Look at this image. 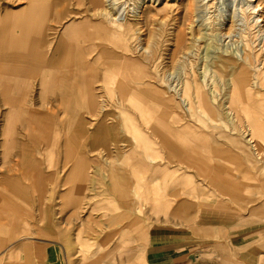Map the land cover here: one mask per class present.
I'll use <instances>...</instances> for the list:
<instances>
[{
  "label": "rangeland",
  "instance_id": "rangeland-1",
  "mask_svg": "<svg viewBox=\"0 0 264 264\" xmlns=\"http://www.w3.org/2000/svg\"><path fill=\"white\" fill-rule=\"evenodd\" d=\"M117 2L115 8L125 9L126 22L131 27V31L125 33L127 36L113 33L109 29V33L106 29H100L92 36V29L86 27L84 34L90 39H85V43L80 41V45L95 44L99 40H106L105 42L111 45L126 42L128 46L126 55L142 61L141 64L143 63L144 68L152 75L150 82L154 89L167 94L168 86H182L185 81L191 83L193 91L197 88L200 95L193 94L192 91V95L186 97L190 102L188 111L184 109L176 92H168L175 103L176 122L197 125L199 130L196 135L205 137L196 136V140L200 138L206 140V144L197 143L201 147L205 145V148H212L224 156L238 157L241 165L238 172L247 171L243 173L249 180L246 182L247 193L254 194L258 200L256 203L248 204L249 208L254 207L264 199V114L257 113L248 104L255 102L264 105V0ZM92 9L89 0H0V76L18 77L17 74L20 73L21 77L18 79L22 84L25 83L21 93H13V101L19 104L21 109V121H15L11 125L13 136L7 138L8 144L5 149L0 146V179L5 173L7 175L4 176H9V167L18 165L11 162L21 161L17 155L21 156L24 153L20 147H12V141L25 140L36 145L41 143L42 147L32 146L26 150L28 149L32 157L41 160L42 163H46L48 156L51 157L50 161L55 160L52 143L54 134L56 135L53 130L56 123L53 120L51 123L48 122L51 117L42 113L46 111L44 109L46 105L42 107V104L45 97L55 94L56 91L52 89L53 85L49 93L41 96L39 72L42 70V59L50 61L47 66L54 64L55 67L49 70H57L58 73L73 71V62L79 56L76 50H71L74 46L67 42L65 45L67 48L57 49L64 27L84 20H89L91 25L100 24L98 27H111L107 18ZM206 49L212 52H209L207 61H201L200 58ZM241 49L249 51L250 64L247 65L240 58L221 52V50L236 52ZM93 53H87L85 61L91 60ZM19 56L21 58H17ZM230 58L233 61H229ZM94 68H85V75L90 76L87 72ZM103 69L102 64L100 69L97 70L96 67L100 73ZM25 72L29 76L24 75ZM100 73L96 74L94 80L101 75ZM172 73L175 78H167ZM201 73L203 78L199 77ZM232 75L241 77L244 92H249V95H242L240 98L242 106L247 107V111L243 109V113L234 112L231 106L233 104L228 93L227 81ZM81 82L85 87L86 82ZM8 108L3 105L0 92V140ZM67 136L65 133L64 139ZM48 139L49 146L46 147L45 141ZM247 139H250L252 144ZM191 146L197 147L193 143ZM2 150L7 152L5 158L1 156ZM63 155L64 157L67 155L65 148ZM69 155L71 156V149ZM70 161L71 158L69 168ZM261 166L263 171L259 173L258 169ZM68 167L62 168L63 175ZM95 167V178L101 182L103 165L100 163ZM42 168L44 172L55 171V166L47 169L46 165L42 164ZM13 171L18 170L15 168ZM102 190V185L96 189L95 203L101 204ZM37 195L32 188V204L27 214L23 213L22 209L19 211L17 205L0 190V222L7 225L10 220L18 218H29L31 222L30 233L17 236L9 244L13 246L10 250L13 254L11 253L10 257L9 252L5 255L0 254V264H19L17 248L24 244L25 239H29L26 242L31 246L44 250V256L35 259L34 264H66L65 251L62 249L63 234L72 245L75 262H79L81 251L87 253L97 251L94 246L95 237H98V240L107 239L109 247L118 242L119 238L123 239L127 248L133 250L131 253L122 254L120 258L119 254L114 253L105 264L116 262L128 264L132 260L135 263L141 262L142 254L135 248L140 243L137 241L140 235L147 232L150 224L140 214L101 210L87 212L86 206H80L84 210L73 212L70 206L63 207L64 203H70L69 197H59L56 201L42 204L37 202ZM104 220H107L106 224L109 225L110 222L116 226L104 227ZM86 240L89 243H84ZM133 240L137 242L133 243Z\"/></svg>",
  "mask_w": 264,
  "mask_h": 264
},
{
  "label": "crops",
  "instance_id": "crops-1",
  "mask_svg": "<svg viewBox=\"0 0 264 264\" xmlns=\"http://www.w3.org/2000/svg\"><path fill=\"white\" fill-rule=\"evenodd\" d=\"M98 50L106 55H103L105 61L102 59L94 65L95 69H100L101 64H108L109 69L97 72L101 75L91 84L94 93L91 98L80 93L84 85L77 77L64 78L55 70L58 77L50 84L56 93L45 97L46 104H42V107L46 105L42 113L56 123L52 145L55 171L43 172L42 200L37 198V202L43 204L69 197L70 205L86 206L87 212L100 210V204L95 203L98 187L94 168L102 163L103 210L107 211L106 200L117 198L113 202L119 206L118 210H136L149 221L144 264H264V199L249 208V203L258 200L254 194L247 193L249 180L243 175L247 171L238 172L241 166L238 157L224 156L198 145L206 144V140H196V136H205L196 135L197 125L176 122L175 103L168 92L163 96L152 95L141 90L149 88L143 86L133 95L118 94L114 87L127 59L126 52L114 45ZM135 58L130 57L129 63L142 69V61ZM104 115L131 117L130 134L138 136L136 143L130 140V144L114 145L111 139L97 140V122ZM78 126L83 130H77ZM68 131L73 174L69 193L68 173H62L64 134ZM82 134H86L85 139L81 138ZM11 146L31 148L42 144L16 140ZM30 160L28 156L23 162ZM81 163L89 165L82 178ZM113 166L119 167V171L112 172ZM262 171L261 166L258 172ZM4 175L2 179L18 182L23 190L16 199L5 195L19 211L28 214L32 204L30 177L25 181L19 174ZM47 180L53 186L47 184L45 188L43 182ZM70 210L73 211L72 206ZM13 221L20 227L25 223L31 226L29 218ZM3 226L7 225L0 222V228ZM107 226L104 220V227Z\"/></svg>",
  "mask_w": 264,
  "mask_h": 264
},
{
  "label": "bare ground",
  "instance_id": "bare-ground-1",
  "mask_svg": "<svg viewBox=\"0 0 264 264\" xmlns=\"http://www.w3.org/2000/svg\"><path fill=\"white\" fill-rule=\"evenodd\" d=\"M119 0H89L91 7L93 8L92 10L95 11H99V13L109 22V24L111 25V27H98V25L100 24H92L89 20H84L81 22H77L74 24H69L66 25L60 35L59 38V44L57 46V49H65L67 47H65L67 42H70L71 46L73 47V49L71 50H76V53L78 56L77 59L74 60L73 62V66L74 70L70 71V72H65L62 73L64 78H71V77H77V80L79 81H85L86 82V86L83 87L80 90V93L84 94L83 96L85 97H89L90 98L92 96H94L93 90H92V80H94L97 71L96 69H89L87 73L90 74V76H86L84 73V69L85 68H89V67H94V65H96V63L100 60H104L105 61V56L106 53L103 52H99L98 49H100V47H102V49H104L105 45H111L110 43L108 44V42H105L106 40H99L98 42H96L95 44H88V45H84L81 46L80 45V41L85 43L86 40L85 39H90L87 38L88 36L85 35V30L86 27L88 29H92L91 30V35L94 36L96 34H94L95 32L97 33L98 31H100V29H106V32H108L109 30H111L113 33L116 34H122V36L125 35V33H128L131 31V27L130 24L128 22H126V15H125V9L124 8H115L116 5L118 4ZM135 13V12H134ZM62 17V14H61ZM0 23H1V19H0ZM43 26V24H42ZM17 27V26H16ZM43 29V28H42ZM109 29V30H108ZM0 31H1V27H0ZM45 31V29H44ZM82 31V32H81ZM85 33V34H84ZM109 33V32H108ZM90 35V34H88ZM111 35V34H110ZM127 36V35H125ZM14 43H16L14 41ZM82 43V44H83ZM112 45L116 46V48H120L123 52L127 51V43H112ZM80 46V47H78ZM76 47H78L76 49ZM86 49H91L92 51H88ZM142 49V48H141ZM215 51V50H214ZM94 52L92 55V59L85 61L86 60V56L87 53H92ZM209 52H212L211 50L206 49L205 53L201 56V61H207L208 60V54ZM222 53L225 54H229L230 56H234L236 58H240V60L243 61V63H246L247 65L250 64V58L251 55L249 53V51L247 49H241L238 51H227V50H221ZM57 55V54H56ZM94 57V58H93ZM17 58H21L20 56ZM55 58V56H54ZM58 57H56L57 59ZM130 60V56H127V59L125 58L126 61H124L121 66V72H120V77L119 80L116 83V86L114 87V90L118 93V94H125V95H133L137 92H139L140 87L143 86H148L149 88H145V89H141L145 92H150V94L152 95H162L163 93H165L164 91H159L153 88L152 83H147L145 80L150 81L152 75L151 73H149L144 67L142 69H138L133 63H129ZM55 60V59H54ZM229 61H233L232 58L228 59ZM92 61V63H91ZM50 61H48V59H42V70H40V91H41V96L42 94H45L46 92H50V88H51V81H53L54 79H57L58 74L53 71V70H49V68L51 67H55L52 65H49ZM53 62V61H52ZM54 63V62H53ZM58 64V63H57ZM72 64V61H70V65ZM43 65H45L43 67ZM106 65V66H105ZM103 65L104 68L106 70L109 69V67L107 66V64ZM89 66V67H88ZM204 72V71H203ZM23 73V72H22ZM93 76H92V75ZM203 73H201V75L199 76L200 78H203L202 76ZM256 74H258V72H256ZM18 77L20 76V73L17 74ZM24 75H28L27 72L24 73ZM86 76V80L85 77ZM18 77L12 76V77H8V76H0V92L2 94L3 97V105L4 106H8V112L6 113V124L5 127L3 128L2 131V147L3 149H5L6 145L8 144L7 142V138H10L13 136V132L11 129V125L15 122V121H21V109L19 107V104H16L13 101V97L14 94L13 93H21L22 92V88L24 87V84H22V81L18 79ZM21 77V76H20ZM194 77H196L194 75ZM91 78V80H89ZM167 78H175L174 73L169 74L167 76ZM193 78V77H192ZM199 79V78H198ZM186 83L182 86H178L175 85L174 87H172L171 85L168 86V92H176L177 95L179 96L184 109L188 111V108L190 106V102L187 99L188 96H191L192 94V86L191 83L185 81ZM77 85V83H76ZM132 85V86H130ZM135 85V86H133ZM227 89H228V93L230 95V99H231V103L233 105H231L233 107L234 112L236 113H243V109L245 111H247V107L246 106H242L240 98L242 95H249V92L243 89V81L242 78L239 76H231V79H229L227 81ZM100 92V91H99ZM114 91L112 90L111 93H113ZM98 93V92H97ZM107 94H109L108 90L106 92ZM193 94H197L200 95V91L196 88L193 91ZM187 97V98H186ZM240 102V103H238ZM236 105V106H234ZM251 108L254 109V111H256L259 114H264V105L259 104V103H255V102H250V104H248ZM243 107V108H242ZM190 111V110H189ZM100 119V120H99ZM99 121L97 122V126H96V136H98L97 140L99 141H106L109 142L111 139V142L114 143V145L118 144V143H122V144H130L131 141H137L138 136L135 135H131L130 134V130L133 129V123H132V119L131 117L127 116V115H122L120 116V118L118 117H114V116H100L99 117ZM53 120V118L51 117L50 120L48 122L51 123V121ZM96 120V119H95ZM98 124H100L98 126ZM256 124V123H254ZM253 125V124H252ZM79 127V126H78ZM55 131V128L53 129ZM77 130L81 131L83 130L82 128H78ZM120 131V132H119ZM119 132V133H118ZM67 138L64 142V148H65V153L67 154L64 157V162L62 163V168H64L65 166L68 167V163H69V159L72 157L69 155V151L71 149V146L69 143V139H70V131H68L67 133ZM80 135V134H79ZM86 134H82L81 138L85 139ZM131 140V141H130ZM247 141L252 144L250 139H247ZM49 142V139L45 141V144H47ZM53 145V143H52ZM46 147L49 146V144L45 145ZM20 149H22L24 151V153L18 158L21 159L20 160H16L15 164H18L17 166H11L9 167V175H14V174H19L22 176V178H24V180L26 181V178L29 176L30 180L28 181L30 184L31 189L33 188V190H35L38 193V198L40 200H42V175L43 172L42 171V161L39 159H36L35 157H32V153L30 154V151L26 148L20 147ZM21 150V151H22ZM27 152V153H26ZM26 153V154H25ZM7 152H5V150H2L1 156L2 158L6 157ZM69 155V156H68ZM28 156H30V162H26L24 163L23 161L27 160ZM34 158V159H32ZM51 157L48 156L46 157V163L44 162V164L46 165L47 169H52L54 168V164L52 161H50ZM72 159V158H71ZM14 164V165H15ZM52 167V168H51ZM89 167V165H87L86 163L84 164H80L79 165V173H80V177H85V175L87 174V168ZM13 168H16L18 171H13ZM96 170V167L94 168ZM115 169V171H119V167L117 166H113L112 167V172ZM111 171V170H110ZM71 170L68 167L67 173L69 176L68 177V181L67 184L69 186V190L68 193L71 192L72 190V186L71 185ZM4 174V173H3ZM95 175V174H94ZM74 179V178H73ZM85 180V179H82ZM95 182H96V188L99 187L102 183V181L100 182L98 179L95 178ZM47 184H51L53 186L54 183L50 182L49 180L43 182L44 187L46 188ZM80 185L83 187V181H80ZM75 189V185L73 187ZM81 187H79V191ZM44 189V188H43ZM0 190L2 192H5V194H8L9 197L12 198H17V196H20V194L22 193V187L19 185L18 182H12L9 180H4V179H0ZM44 192V191H43ZM19 193V194H18ZM69 195V194H68ZM113 201H117V198H110L108 200H106L107 204H106V209L107 211H120L119 206L117 204H115ZM80 203V202H79ZM103 203V202H102ZM133 204V203H132ZM66 206H72L73 208V212H77L78 210H81L80 206L78 207L77 205H70L67 203L63 204V207ZM100 210L104 211L101 204H100ZM98 211V210H95ZM120 212H124V211H120ZM133 212L136 215H139V212H136V210L134 211H130ZM130 212H125V213H130ZM27 215V214H26ZM135 216V215H133ZM107 221V220H105ZM110 221V220H109ZM108 221V222H109ZM10 223L7 224L6 227L4 228H0V254L1 255H5L6 253L9 252V257L10 254L13 252H10V250H12L13 246H9L10 243H12V241L17 237V236H23V235H28L30 233V227H28L27 223H25L24 226H19L17 221H13L10 220ZM108 225V224H107ZM116 226L115 224H112L109 222L108 226ZM107 226V227H108ZM119 227V226H117ZM122 238V236H120ZM98 238V237H97ZM95 237V241H94V246L97 248V251L94 252L92 251L91 253H87V252H82V254L80 255V260L78 261H74L73 258L74 254H73V249H72V245L70 244V241L68 240L67 236L63 234L62 239H63V245H62V249L65 251V259H66V264H105V261L111 257L114 253L119 254V258L122 256V254L124 253H131L133 252L132 249L127 248V244L126 241L119 238L118 242H114L113 244H111V246L109 247V244L107 242V239H97ZM29 239H25L24 244L20 246V248H17V255L20 258V263L19 264H34L35 259H39L41 257L44 256V250L41 247H36V246H31L30 244H28L26 241ZM140 243L137 245V247L135 248V250H139L142 254L141 257V262H137L135 263L134 260L129 261L128 264H144V256H145V247H146V232L142 235H140V239L137 240ZM136 240H133V243L137 242ZM84 243H89L88 240L84 241ZM108 243V244H107ZM105 249V250H104ZM134 250V251H135ZM87 253V254H85ZM13 254V253H12ZM78 262V263H77ZM113 264H120V262H116Z\"/></svg>",
  "mask_w": 264,
  "mask_h": 264
}]
</instances>
